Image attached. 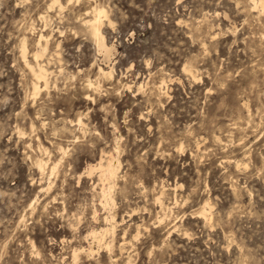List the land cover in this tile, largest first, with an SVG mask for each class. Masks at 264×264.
Masks as SVG:
<instances>
[{
    "label": "rangeland",
    "instance_id": "obj_1",
    "mask_svg": "<svg viewBox=\"0 0 264 264\" xmlns=\"http://www.w3.org/2000/svg\"><path fill=\"white\" fill-rule=\"evenodd\" d=\"M53 1L0 0V264H264L262 8Z\"/></svg>",
    "mask_w": 264,
    "mask_h": 264
},
{
    "label": "bare ground",
    "instance_id": "obj_2",
    "mask_svg": "<svg viewBox=\"0 0 264 264\" xmlns=\"http://www.w3.org/2000/svg\"><path fill=\"white\" fill-rule=\"evenodd\" d=\"M254 2V4L256 5V9L257 8H259V7H261L262 8V10H263V12H264V0H253ZM54 2V5H59L60 7H61V9H63V6H62V4H61V2H60V0H55V1H53ZM53 5V4H52ZM54 7V6H53ZM92 7V6H91ZM52 8V7H51ZM89 10V9H88ZM61 11V10H60ZM261 14V13H260ZM87 17H90V19H86L85 20V25H86V27L88 28L87 30H89V32H90V35H92L94 38H96V40L98 41V43H99V45H100V48H102L106 53H109L110 52V50H109V48H108V46H107V43H106V40H105V36L103 35V33H102V27H103V25H104V21H105V19L107 18V12L105 11V9L104 10H99V9H94L92 12H88L87 13ZM43 39V36L41 37V40ZM25 49V48H24ZM23 49V50H24ZM43 50V49H42ZM44 50H45V48H44ZM42 53H43V51H42ZM42 53H40V54H36L35 55V59H36V61L39 59V57H41L42 55ZM45 53V52H44ZM23 56V55H22ZM23 59V58H22ZM24 60H25V62H26V65L30 68V70H31V72L34 74V77H36V79H37V86H35L36 88V90L35 91H37L38 93H39V90H40V83H45V85H44V88H46L47 86H48V81H47V78H48V76L51 74L50 73V71L47 69V68H45L44 66H39L38 67V69H35L32 65H31V63H30V61L27 59V55H26V53H25V51H24ZM40 65V64H39ZM102 74V73H101ZM36 85V84H35ZM87 86V85H86ZM43 87V86H42ZM41 87V88H42ZM90 88V87H89ZM100 89V88H99ZM98 90V89H97ZM35 94V93H34ZM68 122V121H67ZM79 125H80V123H79ZM108 161H109V159H108ZM107 161V162H108ZM113 161V160H112ZM38 162H39V160H38ZM46 161H43V162H39L40 163V165L38 164V166H40V167H43L44 165H47L46 163H45ZM45 163V164H44ZM102 164H99L100 166H97L99 169H101L102 170V178H104V179H106V180H113V182L112 183H114V180H115V178H116V168L113 166V162H111V160H110V162H108V165L107 166H105L106 164H104L103 165V162H101ZM56 165H58L57 163H56ZM40 167H38V168H40ZM45 168V167H44ZM47 168V167H46ZM53 168H56L55 167V164H54V166H53ZM41 169V168H40ZM43 169V168H42ZM44 170V169H43ZM46 170V169H45ZM91 170H92V168H91ZM101 170H99L98 172H100ZM95 171V170H94ZM91 172V171H90ZM42 173H43V171H42ZM52 173V172H51ZM100 178V177H99ZM102 178H100V180L102 179ZM103 179V180H104ZM99 180V179H98ZM102 180V181H103ZM106 180H105V182H106ZM101 182V181H100ZM104 183V182H103ZM111 182L109 183V184H112ZM103 186V185H102ZM101 186V187H102ZM112 186V185H111ZM110 187V186H109ZM108 187V188H109ZM112 188V187H111ZM104 189V188H103ZM102 189V190H103ZM109 190V189H108ZM104 191H106L105 189H104ZM110 191V190H109ZM101 193H102V191H101ZM104 194V193H103ZM102 194V195H103ZM104 197V195L102 196V198ZM110 198H111V195H110ZM105 199H107V198H105ZM160 199V198H159ZM158 199V200H159ZM109 200H111V199H109ZM160 201V200H159ZM109 203V202H108ZM113 203V202H112ZM104 205H105V203H104ZM112 205V204H111ZM110 205V206H111ZM160 205V204H159ZM209 205V204H208ZM107 206H109V205H107ZM109 206V207H110ZM108 207V208H109ZM208 207V206H207ZM207 207H204V209H203V211L200 213L201 215H202V217H203V220H206L205 222H209L208 220L209 219H211V217L209 218V216H211V215H209L208 214V210H207ZM210 207V206H209ZM105 208V207H104ZM107 208V207H106ZM105 208V209H106ZM111 208V207H110ZM169 209V208H168ZM210 210H211V207H210ZM210 212V211H209ZM164 213V212H163ZM109 215V214H108ZM201 217V216H200ZM107 218V217H106ZM112 218V217H111ZM113 219V218H112ZM107 220V219H106ZM111 221V220H110ZM109 221V222H110ZM108 222V223H109ZM115 222V221H114ZM107 223V224H108ZM108 227V226H107ZM105 228L106 227H104V230H105ZM109 228V227H108ZM113 228V227H112ZM101 230V229H100ZM99 230V231H100ZM108 230V229H107ZM107 230H105V231H107ZM102 233H103V231H101ZM108 232H109V230H108ZM110 232H111V230H110ZM94 233H95V231H94ZM101 233V234H102ZM96 234V236H97V233H95ZM94 234V235H95ZM100 234V235H101ZM104 234V233H103ZM109 235V234H108ZM96 236H95V238H96ZM104 236V235H103ZM107 237V236H106ZM94 238V239H95ZM104 238V237H103ZM100 239H101V236H100ZM100 239H98V241L100 240ZM101 240H104L105 241V238L104 239H101ZM96 241H97V239H96ZM103 242V241H102ZM102 242H100V243H102ZM106 242V241H105ZM98 243V242H97ZM100 243H99V245H100ZM102 245L103 244H101V247H102ZM108 246H110V245H108ZM107 246V247H108ZM99 247V246H98ZM103 248V247H102Z\"/></svg>",
    "mask_w": 264,
    "mask_h": 264
}]
</instances>
